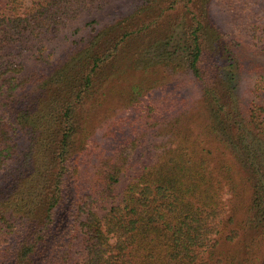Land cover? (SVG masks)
I'll return each instance as SVG.
<instances>
[{
  "label": "trees",
  "instance_id": "trees-1",
  "mask_svg": "<svg viewBox=\"0 0 264 264\" xmlns=\"http://www.w3.org/2000/svg\"><path fill=\"white\" fill-rule=\"evenodd\" d=\"M109 1L0 0V264H264L258 64L212 0H132L48 47ZM215 2L263 53L264 0Z\"/></svg>",
  "mask_w": 264,
  "mask_h": 264
},
{
  "label": "rangeland",
  "instance_id": "rangeland-1",
  "mask_svg": "<svg viewBox=\"0 0 264 264\" xmlns=\"http://www.w3.org/2000/svg\"><path fill=\"white\" fill-rule=\"evenodd\" d=\"M132 0H110L108 4L101 10H85L81 12L76 18L68 20L67 24L60 30L58 35L48 43V47L50 49H58L62 46L66 41L73 36V32L76 27L83 26L86 21L92 18H103L105 16H110L114 13H123L126 11L127 6ZM22 5H26L29 3V0H20ZM209 14L212 16L213 20L217 22L222 29L232 33L237 39L240 41L241 51L247 57L248 61H252L257 63L258 68L252 69V71L244 72L241 80V91L246 96L247 99L254 100L264 104V52L260 53L253 49H248L246 44H248L247 38L244 34H241L237 31L231 20L235 16L236 12L228 11L222 8L219 3L213 2L211 3ZM260 80L261 84L259 88L255 87L254 83ZM187 90L191 91V88H187ZM186 95V93H185ZM189 98V95H187ZM148 141H145L142 146H140L133 154L132 161L136 168H138L141 164L151 162L154 160L153 156V148L151 146V141H155L154 137L150 136ZM126 182V177H124L118 184V190ZM230 197L229 192L226 191L223 198L224 201L228 203V199ZM229 248L232 249L229 244Z\"/></svg>",
  "mask_w": 264,
  "mask_h": 264
}]
</instances>
